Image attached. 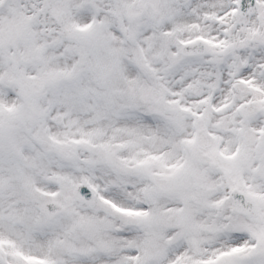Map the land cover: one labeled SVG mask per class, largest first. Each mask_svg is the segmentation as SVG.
Listing matches in <instances>:
<instances>
[{
    "label": "snow or ice",
    "instance_id": "snow-or-ice-1",
    "mask_svg": "<svg viewBox=\"0 0 264 264\" xmlns=\"http://www.w3.org/2000/svg\"><path fill=\"white\" fill-rule=\"evenodd\" d=\"M0 264H264V0H0Z\"/></svg>",
    "mask_w": 264,
    "mask_h": 264
}]
</instances>
